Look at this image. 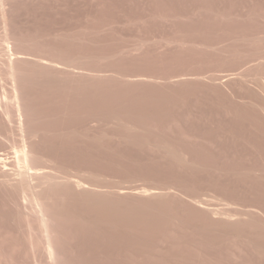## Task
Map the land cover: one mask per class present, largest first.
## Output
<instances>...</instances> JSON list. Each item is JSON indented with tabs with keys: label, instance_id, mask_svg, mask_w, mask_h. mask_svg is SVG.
Masks as SVG:
<instances>
[{
	"label": "rangeland",
	"instance_id": "rangeland-1",
	"mask_svg": "<svg viewBox=\"0 0 264 264\" xmlns=\"http://www.w3.org/2000/svg\"><path fill=\"white\" fill-rule=\"evenodd\" d=\"M0 264H264V0H0Z\"/></svg>",
	"mask_w": 264,
	"mask_h": 264
}]
</instances>
